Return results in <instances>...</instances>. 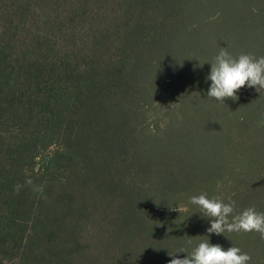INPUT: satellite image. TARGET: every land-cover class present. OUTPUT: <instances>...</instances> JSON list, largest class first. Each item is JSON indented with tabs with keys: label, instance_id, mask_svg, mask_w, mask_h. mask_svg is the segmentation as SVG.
<instances>
[{
	"label": "trees",
	"instance_id": "1",
	"mask_svg": "<svg viewBox=\"0 0 264 264\" xmlns=\"http://www.w3.org/2000/svg\"><path fill=\"white\" fill-rule=\"evenodd\" d=\"M214 12V21L199 24V19L210 21L213 16L208 14ZM221 48L233 57L264 56V0H0V125L23 134L14 152L5 153L12 143L8 147L1 143L0 130V264H170L173 258H185L205 236L224 250L239 247L237 239L246 236L259 244L249 246L261 249L264 257V239L257 233L209 234L211 221L200 215L183 241L174 243L154 228L137 225L121 209L100 210L111 229L105 247L99 236L78 225L81 218L58 209L60 194L68 191L74 203L85 206L90 179L102 175L88 152L87 172L78 175L82 181L77 180L81 184H75L76 189L69 180L47 184L43 179L49 169L73 173L74 158L61 144L31 155L30 167H21L18 175L17 161L31 138L20 132V123L10 127V118L21 122L37 106L44 127L59 122L57 137L71 140L61 118L80 111L92 90L99 87L98 95L106 97L110 88L115 89L112 94L125 88L124 96L134 89L135 95L144 78L147 82L169 79L173 95L184 105L174 110L167 127L176 133L172 144H164L167 153L157 157L168 155L178 161L174 178L180 185H190L185 192L195 196L198 189L225 203L234 200L237 213L250 207L264 213V91L244 87L237 100L226 99L224 104L208 98L207 77ZM176 62H185L188 66L181 68L198 78L193 87L181 84V68L175 73L177 79L171 74ZM72 82H77L75 87ZM5 116L9 117L4 120ZM104 123L103 139L112 158L105 156L102 167L113 177L115 168L125 165L121 172L130 170L126 159L129 155L133 159V154L127 150L124 131L111 130L108 120ZM202 145L208 150H200ZM191 159L196 165L189 164ZM136 160L143 169L151 164L138 155ZM57 215L64 217L63 224L52 221ZM89 237L94 249L101 245L100 257L78 253L77 261L69 246Z\"/></svg>",
	"mask_w": 264,
	"mask_h": 264
},
{
	"label": "rangeland",
	"instance_id": "2",
	"mask_svg": "<svg viewBox=\"0 0 264 264\" xmlns=\"http://www.w3.org/2000/svg\"><path fill=\"white\" fill-rule=\"evenodd\" d=\"M208 16L213 17H209L210 21L199 19V24L206 23L209 25V22L214 21L216 18L215 12L209 13ZM156 25L158 24L156 23ZM76 53L82 57L81 53ZM173 59L174 57H172ZM191 59L194 64L198 61L193 56ZM181 66L187 67L188 65L185 62L180 64L176 62V65L172 66L174 72L171 74L176 79L179 74L175 76V73ZM181 71L184 73V76H180L182 78L181 84L188 83L193 87L198 78L182 68ZM165 80L169 83L166 81L152 82L151 80L147 82L144 78L141 80V91L135 95L131 94L135 92L134 89L128 91V95L124 96L121 91L125 88H119L115 94H112L115 89L110 88L109 93H105L106 98L98 95L99 87H97L99 90H92L89 96L86 97V104L80 111L63 114L61 118L64 121V129L70 133L68 136L71 137V140L57 137V134H60L61 123L59 122L58 125L53 127H44L46 124H42L43 114L40 113L37 106L33 110L34 114L31 117L24 115L21 122L19 118H16L17 120L10 118L13 121L10 123V127L20 123V132H25V136L31 138L23 147L25 155L17 161L18 175L21 167H30L31 155L34 156L50 149L52 151L61 144L64 149L67 148L70 151L74 158L71 167L73 173L68 170L52 171L53 169H49L43 179L49 181L47 184H51L52 181H57L60 178L69 180L70 185L76 189L77 187L74 185L82 181L78 175L87 172L88 161L84 162V155L85 152H88L92 161L99 167L96 170L102 175L97 180V176H92L90 179V184L86 190L88 193L84 195L86 199L85 206L74 203L72 194H69L68 191L66 194H60L61 202L58 204V209H62L66 214H76L81 218L78 225L90 229L94 235L99 236L98 238L95 237L99 243H105V247H107L106 241L111 229L108 227L105 215L100 213L101 209L107 211L108 209H121V213L125 212L137 225L144 226L149 230L154 228L156 231L168 236V240H171L170 237H172L174 243L183 241L182 237L191 231L189 227L199 222V217L202 215L198 212L199 209H192L193 206L189 203V199L194 193L191 194L189 193L190 190L186 192L185 190L190 185H180L179 179L174 178L179 173L178 161L170 159L168 155L164 157L160 154V157H157L160 152L162 154L167 153L164 148L162 149L164 144L168 146L172 144L176 133L167 129V127L173 119L174 110L184 105L182 101L179 102V98L173 95L171 91L173 80ZM76 84L77 82H72V87H75ZM72 102H76L74 98ZM111 106H114V108L106 109V107L110 108ZM9 116H5L4 120ZM127 119H129V122L127 121V124H124ZM104 120L110 121L113 125L111 130L116 128L118 132L119 129L124 131L127 143L130 145L126 146L127 150L133 154V159L130 155L126 159V163L130 164V170L128 169V172L125 173L121 172L123 167H126L125 165L120 170L115 168L113 177H110L102 167L105 156L108 159L112 158L103 139ZM0 130L4 133L1 143L5 147L12 143L11 148L4 150V152H14L15 144H18L19 138L23 134L16 135L14 129L7 127L4 123L0 125ZM207 145H202L199 149L207 151ZM193 153L194 149L191 150V154ZM136 155L142 159L143 163L148 160L151 164L148 167L146 166L145 169L140 168L138 160L134 161ZM188 162L191 165H196L193 159L188 160ZM115 163L119 164L117 161ZM79 171L81 172L78 173ZM109 182L112 183V186L107 187L106 185ZM212 189H215V187ZM59 191L60 188L55 193ZM104 192L107 193L106 197H103ZM195 192L201 194L198 189ZM237 203L235 202V204ZM237 210L241 211V209ZM51 219L63 224L64 217L57 215V217ZM234 234L238 235L237 233ZM237 241L242 253H247L251 257L250 264H264L262 250L249 246L252 245V240L245 236L243 240L237 239ZM93 242L92 237H89V241L88 239H80L77 242H72L69 249L72 250V255L77 257V261L81 259L78 253H82V255L92 253L94 257L98 256L99 258L102 247L99 244L97 250L94 249L95 243ZM253 243L255 247H259L258 243Z\"/></svg>",
	"mask_w": 264,
	"mask_h": 264
},
{
	"label": "clouds",
	"instance_id": "3",
	"mask_svg": "<svg viewBox=\"0 0 264 264\" xmlns=\"http://www.w3.org/2000/svg\"><path fill=\"white\" fill-rule=\"evenodd\" d=\"M207 79L211 81L208 98L221 104L226 99L237 100V92L244 87L255 88L261 93L264 91V56L257 58L251 54H241L233 57L226 48H221L211 63ZM220 187L217 184V188ZM189 203L211 221L207 229L209 234L257 233L264 239V213L257 212L255 208L237 213L234 200L229 199L225 203L218 197H209L207 193L190 197ZM205 237L185 258H173L170 264H250L251 257L242 253L239 247L224 250L220 245L210 244L208 237ZM180 252L185 253V250Z\"/></svg>",
	"mask_w": 264,
	"mask_h": 264
}]
</instances>
